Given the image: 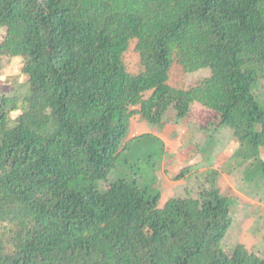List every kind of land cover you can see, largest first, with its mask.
<instances>
[{"label": "trees", "instance_id": "trees-1", "mask_svg": "<svg viewBox=\"0 0 264 264\" xmlns=\"http://www.w3.org/2000/svg\"><path fill=\"white\" fill-rule=\"evenodd\" d=\"M3 30L0 59L22 58L28 83L0 97V264H264L227 248L237 202L218 170L161 208L119 165L134 117L162 126L199 104L216 118L200 128L202 168L214 133L231 131L228 170L264 195V0H0ZM134 41L138 75L124 60ZM175 64L212 73L179 89Z\"/></svg>", "mask_w": 264, "mask_h": 264}, {"label": "rangeland", "instance_id": "rangeland-1", "mask_svg": "<svg viewBox=\"0 0 264 264\" xmlns=\"http://www.w3.org/2000/svg\"><path fill=\"white\" fill-rule=\"evenodd\" d=\"M6 32L3 30L0 33V42L4 40ZM124 60L129 73L138 75L141 72L142 66L140 55L136 52V41L131 43ZM23 68L22 58L4 57L0 59V97L4 95L22 96L27 92L28 77L23 73ZM211 73L210 69H205L187 75L181 66L175 64L172 68L170 84L176 88L188 90ZM261 94L264 95V87ZM149 96L150 93L146 95V98ZM21 114V112L13 113L12 119H17ZM215 120V114L204 111L201 107H195V105L189 117L183 120L182 125H179V129L184 127V132L173 129L175 124L181 123V120L174 114L162 126H151L140 116L134 117L132 132L128 140L135 139L136 141L119 162L121 173L137 179L143 186H149L153 192L160 193V207L163 208L170 200L185 197L187 190L194 197L197 196L205 180L203 175L207 170H218L221 173L218 179L221 192L227 197L235 198L237 202L233 210L234 227L228 237L227 248L240 244L245 246L249 253L264 257V195L256 197L247 195L243 190V169L236 173L228 170L230 157L240 145L233 133L228 130H221L218 135L214 133L215 140H218L224 149L218 154L220 158L218 162L216 160L210 168L181 167L185 164L183 156L186 157V162L188 159L193 162L202 160L199 148L205 146L207 138L206 133L200 128L203 124L207 125ZM191 125V128L196 130L193 140H189V133L186 130ZM165 128L168 134L165 138L166 145L154 135H152L153 138H147L143 142L140 140L147 133L158 131L159 134H163ZM215 142L214 146L217 145V141ZM189 169L191 171L186 178L177 180L184 170ZM162 170L164 172L160 175L162 177L160 180L159 173Z\"/></svg>", "mask_w": 264, "mask_h": 264}, {"label": "crops", "instance_id": "crops-1", "mask_svg": "<svg viewBox=\"0 0 264 264\" xmlns=\"http://www.w3.org/2000/svg\"><path fill=\"white\" fill-rule=\"evenodd\" d=\"M195 107H201L202 109H204V111L206 110L203 106H201V105H199V104H195ZM141 117V116H140ZM182 122H183V120H181V123H179L178 125H176L175 124V126H173V129L174 130H176L177 129V131H182V132H184L183 130H184V127H182V129H179V125H182ZM192 127V125L190 126V128H186V130L188 131V133H189V140H193V139H195L194 138V134H195V131L196 130H194L193 128H191ZM167 128H165L164 129V131L162 132L163 134H159V132L157 131V132H151V133H147V134H150V135H154V136H156L158 139H160L165 145H166V136H168V134H167V130H166ZM166 130V131H165ZM131 132H132V122H131ZM131 132H130V134H131ZM130 136V135H129ZM131 140H135V139H131ZM226 146V145H225ZM240 146V145H239ZM239 146H238V148L236 149V151L239 149ZM223 149H224V147H221V144H218V145H216L215 146V148H214V151H213V153H211V155H213L214 157H213V161H212V163H214L216 160H217V162H218V160L220 159L219 158V153L221 152V151H223ZM235 151V152H236ZM235 152H234V154H235ZM233 154V155H234ZM261 155H262V158H263V160H264V148L262 149V152H261ZM202 156V160H199V161H197V162H193L192 160H187V162H186V157L185 156H183V158H184V162H185V164H183L181 167L183 168V167H185V168H192L193 169V167L194 168H196V169H199V167L200 168H202L203 166V163H204V156L203 155H201ZM232 157L233 156H231L230 157V159H232ZM181 165V164H180ZM207 168H209V166H206ZM167 171V170H166ZM164 172V170H162L160 173H159V178H160V180L162 179V177L160 176L162 173ZM188 177H190V175L188 176ZM187 177V178H188ZM165 205V204H164Z\"/></svg>", "mask_w": 264, "mask_h": 264}]
</instances>
